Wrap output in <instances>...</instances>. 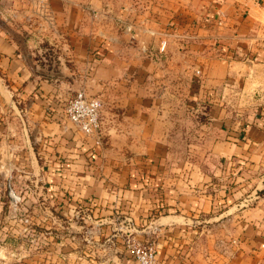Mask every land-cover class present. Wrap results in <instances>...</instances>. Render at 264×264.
I'll return each instance as SVG.
<instances>
[{
  "label": "crops",
  "instance_id": "crops-1",
  "mask_svg": "<svg viewBox=\"0 0 264 264\" xmlns=\"http://www.w3.org/2000/svg\"><path fill=\"white\" fill-rule=\"evenodd\" d=\"M262 1L0 0V264H134L130 236L157 264H264ZM80 88L99 141L63 113Z\"/></svg>",
  "mask_w": 264,
  "mask_h": 264
},
{
  "label": "built area",
  "instance_id": "built-area-1",
  "mask_svg": "<svg viewBox=\"0 0 264 264\" xmlns=\"http://www.w3.org/2000/svg\"><path fill=\"white\" fill-rule=\"evenodd\" d=\"M48 0H35V2L44 5ZM165 43L162 42L160 51L164 50ZM101 100L97 96H90L84 90L79 89L69 98L66 99L63 107L65 117L78 127L86 135L95 136L99 141V133L101 127ZM7 195L9 205L16 211L22 201L21 195L18 194L8 183ZM23 223V231L27 230L30 224L28 217L19 219ZM124 244L132 255L136 264H157L155 248L152 244H144L130 237H126Z\"/></svg>",
  "mask_w": 264,
  "mask_h": 264
},
{
  "label": "rangeland",
  "instance_id": "rangeland-1",
  "mask_svg": "<svg viewBox=\"0 0 264 264\" xmlns=\"http://www.w3.org/2000/svg\"><path fill=\"white\" fill-rule=\"evenodd\" d=\"M262 4H264V1H262ZM45 5V4H44ZM120 7H121V5H120ZM135 20V19H134ZM118 23H120V28H124V23H123V21H120L119 22V20H118ZM123 24V25H122ZM128 26V24L126 25V27ZM181 39V38H180ZM182 40V39H181ZM210 46H211V48H212V52H213V56H216V53H218L217 52V41H219V42H222V38H220L219 36H214V37H212L211 39H210ZM224 41V40H223ZM256 48V47H255ZM255 50H252V51H250V50H242V51H240V50H238V53L239 52H241V53H239L238 55L236 54V57L237 58H242V57H247V56H250V53L252 52H254ZM235 57V58H236ZM190 71H191V69H190ZM189 74H190V76H191V80H192V77H195V79L193 78V80H192V82L193 83H195V84H197V83H199V80L201 79V77H200V75H199V72H198V74H196L195 73V70H194V74H192V73H190V72H188ZM80 89H82V90H84L85 91V89L84 88H80ZM79 90V89H78ZM77 91V90H76ZM76 91H74L73 92V94L76 92ZM85 93L87 94V92L85 91ZM87 95H89V94H87ZM100 99V98H99ZM210 100H211V98H209V101H208V107H209V104H211V102H210ZM233 100H235V99H232V101ZM66 101V100H65ZM65 101L63 102V106H62V108L64 107V103H65ZM231 101V102H232ZM197 102H198V99L196 98V97H194L193 99H191V98H183V99H181V98H179V99H176V103H178L179 105H181V104H186V106H187V109L188 110H190V111H192V109H194V106H196L197 105ZM231 102H230V104H231ZM203 106V105H202ZM191 107H192V109H191ZM206 107L207 106H203V109L205 110L206 109ZM207 107V108H208ZM200 110H198L197 112H199ZM63 113H64V111H63ZM192 113V115L195 113L194 111H192L191 112ZM194 117H195V114L193 115ZM183 119H185L184 117H183ZM100 132H101V127H100ZM86 135V134H85ZM88 136H92V135H88ZM95 137V136H94ZM99 137H101V133H99ZM8 184V183H7ZM11 185V184H10ZM12 186V185H11ZM258 196H264V190L262 191V192H260L259 194H258ZM246 205L248 204V202H250V200L248 199L247 201H243ZM21 204V203H20ZM10 206V205H9ZM10 208H11V210L13 211V208L10 206ZM20 206H19V208L16 210V214H18L19 212H20ZM262 213H260L259 215H258V218L260 219V217H261V220H260V225L262 224V222H264V215L262 216L261 215ZM17 218V217H16ZM229 219H231L232 220V218H229ZM233 222H234V220H233ZM129 225H128V227H129V229H132V225H131V223H130V221H129V223H128ZM264 225V224H263ZM262 226V225H261ZM227 228V230H230L231 228H232V226H230L229 225V227H226ZM262 228H263V226H262ZM157 229H156V227L155 228H152L149 232L151 233V234H154L155 233V231H156ZM133 231V230H132ZM152 237V236H151ZM130 238H132V239H134V240H136V241H140L141 243H144V244H152L153 246H154V248H156V243L154 242V239L153 238H149L147 241H144V240H138V239H135L134 237H132V236H130ZM22 240H21V242H20V244H22L21 246H22V248H27L26 246L27 245H30L32 242L31 241H29V240H26V238H21ZM232 237L230 238V240H229V244H232V242L231 241H233V243L235 242L234 241V239H232ZM125 245V244H124ZM125 248L127 249V247L125 246ZM155 253H156V249H155ZM131 255V254H130ZM132 256V255H131ZM133 258V257H132ZM134 260V259H133ZM157 262V261H156ZM134 264H136V262H135V260H134Z\"/></svg>",
  "mask_w": 264,
  "mask_h": 264
},
{
  "label": "water",
  "instance_id": "water-1",
  "mask_svg": "<svg viewBox=\"0 0 264 264\" xmlns=\"http://www.w3.org/2000/svg\"><path fill=\"white\" fill-rule=\"evenodd\" d=\"M10 209H11V208H10ZM11 211H12V210H11ZM12 212H13V215H14V217H15V216L17 215V214H16V211L13 210Z\"/></svg>",
  "mask_w": 264,
  "mask_h": 264
}]
</instances>
